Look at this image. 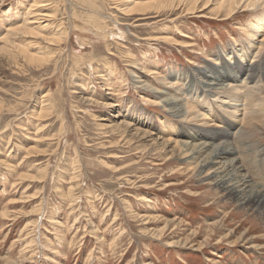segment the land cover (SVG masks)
<instances>
[{"label": "rangeland", "instance_id": "rangeland-1", "mask_svg": "<svg viewBox=\"0 0 264 264\" xmlns=\"http://www.w3.org/2000/svg\"><path fill=\"white\" fill-rule=\"evenodd\" d=\"M116 1L50 0L53 17L42 34L60 29L66 39L50 46L59 54L41 67L0 52V264H264V215L184 174L187 163L170 159L171 146L194 122L155 103L169 94L189 105V83L216 69L223 50L244 45L250 15L223 22L180 11L125 17ZM30 2L0 0V45L9 26L31 20ZM92 21L108 27V37ZM10 36L20 46L35 41ZM50 48L34 52L47 58ZM139 79L148 89H138ZM115 111L148 119L146 126L134 121L157 134L148 139L171 135L174 143L169 137L163 148L160 140L131 137L135 127L124 129L128 120L112 118ZM241 134V161L257 160L264 126ZM248 171L264 181L258 163ZM213 224L220 225L210 234Z\"/></svg>", "mask_w": 264, "mask_h": 264}, {"label": "bare ground", "instance_id": "bare-ground-1", "mask_svg": "<svg viewBox=\"0 0 264 264\" xmlns=\"http://www.w3.org/2000/svg\"><path fill=\"white\" fill-rule=\"evenodd\" d=\"M49 2L50 0H32V2H30L31 4L28 6L25 4L28 8L31 20L24 19L18 26H9L7 28L8 32H6V37H4V39L2 37L4 43L2 44L1 42L0 52H4L3 50H5V52H8L5 55L10 57V59L16 61V59L19 58L20 61L27 65L36 67H41L48 62V59H53L59 54L57 50L53 52L50 46L53 47L54 43L66 39V37L61 36L62 33H60V29L55 31L54 36L42 34V32L48 31L47 26H49L51 23L50 20L53 17L50 12H46V8L49 7V5L51 6V2ZM116 2L115 9L121 15H125V17L126 15L127 17L133 15L144 16L146 14L158 15L160 13L180 11L179 13L185 15L223 22L232 19L239 13H247V15H250L251 19L248 21L246 20V27L243 25L245 27L244 32L247 35V40H245V42L241 41L244 45L234 46L226 51L223 50L219 56L217 55L215 57L216 61L221 62V64L223 63L222 65L219 64L216 69L205 68L201 70L199 76L195 75L196 79H193L191 83H189L190 85L186 88L187 92L184 91V97L190 102L189 105L184 103V98L181 99L178 96L170 97L169 94L163 95L159 98L160 101L155 103L160 105L166 112L170 113L172 117L180 119L183 123L185 122L184 124L189 121L194 122V125L191 126L190 124L184 132L181 130L178 132V136H184L185 139L183 141H177L176 139L174 143V140L171 138L172 136L166 135L169 137L171 136L170 138L174 143L171 146L170 159H175V157H173V155H175L179 157L180 160L187 163L184 174H186L188 178H198L201 182L200 185L203 186L213 183L215 190L219 192L217 194H222L226 200L235 204L240 209H255V211L264 215V181H255L254 176L251 175L252 173L250 174L248 171L249 168H253L256 163H258L260 170L264 168V149L261 150V153L254 151L253 153L256 154L257 157L255 158H257V160L251 161L248 159L245 164V160L241 161L242 156L239 155L237 148L238 140L240 136H242L241 131L244 127H249L251 129L254 128L256 124L264 126V54H260L264 48V0H149L148 2L117 0ZM92 19H94V16ZM92 22H94L93 24L99 30L101 36H105L106 32H109L107 30L108 27H103L104 24H97L98 21ZM147 25L148 24L145 26ZM17 34H24V36L32 35L35 41L20 46L17 42L14 43V40L11 41V38L9 40L10 35L14 36ZM162 40L172 42L171 44H176L173 40L166 37L162 38ZM157 41H161V39ZM191 46L192 45H186L185 48ZM40 48H50L53 53L52 55H48L47 58H44L40 56L39 53L34 52V50H40ZM106 80L107 79H104V81ZM137 84L139 85L138 89H148V86L140 79ZM107 90L109 91L108 95L113 96V89L108 88ZM190 90L192 92H190ZM115 106H117L116 102L110 107ZM112 113H115V116L112 117L114 119L123 117L124 120H128H123L126 122L124 129L125 126L130 128L135 127L132 129L135 131V134L131 135L133 138L138 136L148 139L151 135H157L147 131V128H136L135 124L137 123L139 126H146L148 122L145 120L148 119L133 118V116L128 115V112L123 116L120 113H116V111ZM196 123H199V125ZM121 127L123 126H117L115 130L117 131ZM164 127L165 130L169 132L168 134L174 133V127L169 122H164ZM149 128L148 130H150ZM122 132L125 133L124 131ZM169 137L165 140L163 139V141H161L162 138L157 137L156 139H152H154L156 143L160 140V145L164 148V146L171 142ZM152 139H148L146 142H151ZM122 141L124 140L122 139ZM191 141H194V143H191ZM152 145L154 146V144ZM149 147L151 148V146ZM156 147L158 148V145L155 146V148ZM225 217H227V215ZM219 225L220 224L217 226ZM215 226L216 224L211 226V231H209L210 234L211 232L213 234L214 229L217 228V226ZM260 249L262 248H257L256 251L258 252Z\"/></svg>", "mask_w": 264, "mask_h": 264}]
</instances>
